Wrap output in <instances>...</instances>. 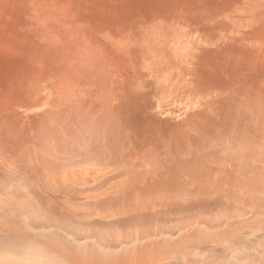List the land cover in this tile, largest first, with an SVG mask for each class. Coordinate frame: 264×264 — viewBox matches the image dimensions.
Masks as SVG:
<instances>
[{"label": "bare ground", "instance_id": "obj_1", "mask_svg": "<svg viewBox=\"0 0 264 264\" xmlns=\"http://www.w3.org/2000/svg\"><path fill=\"white\" fill-rule=\"evenodd\" d=\"M62 23L57 25L63 30L70 26ZM68 30L65 40L32 53L43 62L38 92L50 87L52 93L33 103L20 97L7 102L17 128L9 131L8 123L0 136V157L8 159L0 161V264H264L262 130L249 140L238 141L235 134L232 141L242 142L237 147L216 144L214 137L215 144L206 142L196 151L195 128L176 133L158 122L161 146L142 143L140 135L155 133L156 122L145 120L152 116L136 103L123 104L124 92L120 99L111 95L128 80L120 75V60L107 43H93V51L81 48L85 52L79 54L89 60L81 56L78 67L79 57L72 53L85 37ZM73 43L78 45L69 52ZM157 47L147 53L155 54ZM83 70L97 84L98 92L92 89L97 97L76 92L82 89L74 86L76 80H61V72ZM146 71L160 112L175 102L186 112L202 108L192 104L182 84L167 75L154 79L153 71ZM44 104H49L46 111L25 118L27 110ZM131 131L139 135L135 143Z\"/></svg>", "mask_w": 264, "mask_h": 264}, {"label": "rangeland", "instance_id": "obj_2", "mask_svg": "<svg viewBox=\"0 0 264 264\" xmlns=\"http://www.w3.org/2000/svg\"><path fill=\"white\" fill-rule=\"evenodd\" d=\"M50 15L51 22L48 20ZM52 22L56 23L55 26ZM62 22L70 26L63 30L59 28L62 26H58ZM71 27L73 32L75 30L92 43L91 45L90 41L85 42L83 39L84 44L80 41L83 37L76 38L74 41L82 42V46L78 48L80 51L74 49L77 43L69 44V52L77 50L72 54L79 57L75 60L78 65L81 56H88L85 57V53L82 55L79 52L95 50L97 46L93 48V45L96 43L105 46L107 43L115 61L120 60L122 69L119 67V71H122L119 74L128 79L121 87L126 88L121 91V83L116 85L115 94L110 90L109 92L117 99L120 97L118 95L124 92L120 98L125 100L121 99V102L125 104L127 101V104L132 105L136 103L141 107V113L144 111V115L153 117L144 116L145 120L155 119V133L160 132V137L155 133H140L142 143L158 144L162 141V129L158 127L160 122L161 127L162 123L167 122L168 129H173L176 133L186 130L185 128H195L191 135L195 143H191L193 147L197 146L196 151L214 140L216 144L225 143L237 147L242 142L237 143L235 139L234 144L232 139L238 136L235 134H239L236 137L239 141L255 138L259 135L257 131L262 130L264 133V66H259L264 65V0H0V117L8 118L5 119L7 123L0 118L4 121L0 122L3 127H0V134L3 132L0 136L5 135L4 130L8 125L9 131L16 127L13 118L15 113L10 112L7 102L20 97L33 103L52 93L50 87L38 92L40 77L37 74L43 67V62L32 58V53L43 52L54 40H65L63 38L68 36V29ZM148 34L152 37H148ZM153 46H158V49L155 54L150 55L147 52ZM122 54L127 57L122 58ZM68 62L69 59L62 66H66ZM35 65L38 67L35 68ZM147 68L153 71L154 79L167 75L174 84H182L193 97L192 104L197 106V109L201 108L200 106L202 108L186 112L179 102H175L166 106L165 111H161L164 113H161L156 105V98L159 96L153 86L145 81L144 73ZM127 70L129 76L125 72ZM88 72H61V80H76L74 86L79 90L84 89H76V92L86 96L95 92L96 95L97 84L91 80L92 76ZM70 83L72 85V81ZM117 87L121 93H116ZM93 88L97 92L93 91ZM124 94L130 99L125 98ZM62 98L72 104L69 97ZM242 101H246V105ZM48 108L49 104H44L27 110L25 113L29 115L25 118ZM207 123L208 125H205ZM236 129L244 133H236ZM200 132L203 133L202 136ZM130 133L134 142L139 135L133 132V137L132 131ZM240 136L243 138H239ZM7 137L9 136L6 135ZM11 139L14 140L12 137L5 142ZM158 146H161V143ZM1 158L0 161L8 160L5 156L2 160ZM178 262L184 264L183 261Z\"/></svg>", "mask_w": 264, "mask_h": 264}]
</instances>
